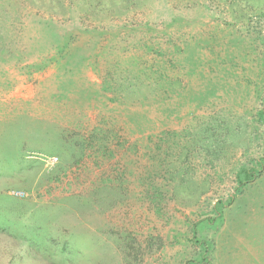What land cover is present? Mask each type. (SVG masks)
I'll return each mask as SVG.
<instances>
[{
  "label": "rangeland",
  "instance_id": "obj_1",
  "mask_svg": "<svg viewBox=\"0 0 264 264\" xmlns=\"http://www.w3.org/2000/svg\"><path fill=\"white\" fill-rule=\"evenodd\" d=\"M16 2L0 0V264L201 261L195 224L205 264H264V167L237 177L264 156V0Z\"/></svg>",
  "mask_w": 264,
  "mask_h": 264
},
{
  "label": "trees",
  "instance_id": "obj_2",
  "mask_svg": "<svg viewBox=\"0 0 264 264\" xmlns=\"http://www.w3.org/2000/svg\"><path fill=\"white\" fill-rule=\"evenodd\" d=\"M15 4L17 5V9L19 8V12H23L24 11L23 8H25V6L20 8L19 0H17V2ZM41 21H42V23L44 25V29H45L46 34L51 36L52 33H53V36L57 40L56 43L57 42L59 43V38H61V34L58 31H56L55 25L53 23L49 22L48 20H45L43 17L41 18ZM38 26H39V24H38ZM69 39H71V36L68 37L66 43L62 42V43L59 44V46H58L59 47V51H66L67 49H69V42H70ZM257 117H258V119H259V121L261 123H264V96H263V105L257 111ZM263 167H264V156L259 158L258 161L255 162V166L250 167V168H241L239 173L237 174L238 187H239L238 189H241L242 187H245L250 182H252L256 178V176L261 173ZM232 202H233V197H230V201H229V203L227 205L230 206L232 204ZM220 218H221V214L220 215L216 214V218H213V219L207 218L206 220H207L208 223H210V221H212V222H213V220L217 221ZM196 225L197 224H195L193 226V237H192V240L199 246V248H202V250H203V258H205V256L208 254V251H209L210 246H211L212 243L208 242L206 240H200V241L196 240L195 233H194L195 230H196ZM203 258H202L201 261H199V260H191V261L186 262V264H205V263H207V260H203Z\"/></svg>",
  "mask_w": 264,
  "mask_h": 264
},
{
  "label": "built area",
  "instance_id": "obj_3",
  "mask_svg": "<svg viewBox=\"0 0 264 264\" xmlns=\"http://www.w3.org/2000/svg\"><path fill=\"white\" fill-rule=\"evenodd\" d=\"M56 161V159H54V158H51L50 159V163H53V162H55Z\"/></svg>",
  "mask_w": 264,
  "mask_h": 264
}]
</instances>
